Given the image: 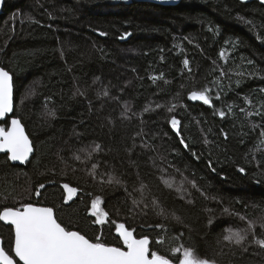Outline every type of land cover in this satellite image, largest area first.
Here are the masks:
<instances>
[{
	"label": "trees",
	"instance_id": "1",
	"mask_svg": "<svg viewBox=\"0 0 264 264\" xmlns=\"http://www.w3.org/2000/svg\"><path fill=\"white\" fill-rule=\"evenodd\" d=\"M49 13L53 18H49ZM237 15L253 20L257 27L250 30L236 20ZM262 22L264 5L259 0H248L246 5L238 0H183L169 7L143 0H5L0 16V66L14 73L17 96L25 86L37 82L33 87L35 95L23 106L17 104L16 108V114L22 117L27 133L34 140V155L37 158L26 166H18L11 163L5 165L4 156L0 157V196L14 189L18 197L26 199L39 183L48 184L51 173L47 170L55 167L58 183L67 182L83 189L71 208L65 207L61 214L66 221L79 224L90 236L96 234L100 226H92L87 221L91 219L88 216L91 199L100 195L112 220L137 226L140 231L138 222L125 219L122 190L113 191L106 184L94 183L85 167L78 162L75 166L81 170L73 172L69 167L65 175L64 165L57 158L58 153L64 157L71 156L76 148L95 140L105 146L102 158L109 162V166L115 167L117 174L125 173L129 185L135 179L136 165H140L141 175L148 171L144 164L151 152L137 148L129 156L125 151L131 147V137L140 126L138 120L121 122L117 118L122 110L121 103L105 99L101 107V101L96 98V92L107 86L112 96H119L120 102L128 101L137 113L150 102L166 104L175 92H180L179 103L187 105V108L179 109L175 114L182 120V134L200 159L195 160L179 144L177 136L165 122L168 113L163 108L143 114L145 132L160 134V139L155 142L157 150L167 155L176 149V154L167 158L177 166H186L194 172L195 176L189 175V179L195 178L209 196L222 200L224 207L242 212L249 219L264 217V174H259L255 161L249 162L250 156L245 159L257 143L259 130L251 132L247 121L242 119L226 117L221 120L213 116L208 106L187 100L191 85H186L183 90L179 87L185 58L189 59L194 71L199 69L197 79L200 85L205 83L200 74L208 72L213 60L223 65L226 71L255 70L264 76ZM209 25L213 26L212 30ZM216 26L219 27L218 32ZM126 31L132 35L126 40H119L118 37ZM99 32H107L108 35L100 36ZM237 37L240 43L234 50L225 44L226 40L235 41ZM222 48H229L231 53L227 64L218 58ZM60 49L64 50L63 57ZM249 59L254 61L253 65H247ZM161 72L171 81L170 84H164L162 80L152 83L150 77ZM96 77H100V82L93 84ZM224 83L227 85L228 80L225 79ZM77 85L85 90L87 99L72 97ZM259 88H264V79L248 78L242 80L239 87L226 89L227 96L223 99L243 106L237 94L242 97L252 93V99L258 102L264 99V94L253 90ZM44 97H51L48 107L56 110L55 118H46ZM89 100L92 101V111H89ZM215 103L221 106L220 102ZM109 118L115 120L114 127L108 123ZM252 120L258 122L259 118L253 117ZM195 121H200V124ZM242 123L245 125L243 130ZM74 126L78 132L84 133L80 142L73 136ZM201 129L207 133L209 140L214 141L213 144H203ZM220 129L229 133L228 140L220 135ZM241 131L246 134L242 136ZM164 133L168 135L164 136ZM262 155L264 145L256 152L257 160H261ZM209 159L215 172L207 165ZM239 167H244L246 172L240 173ZM169 175L175 173L170 171ZM256 180L260 183L257 184ZM194 195V206L181 203L175 193L167 195L163 201L167 210L182 215L189 225L185 228L170 222V236H179L183 232L178 243H183L185 247L191 245L201 257H211L215 252L218 264H264V250L255 245L247 252L239 248H224L225 255L219 254L217 237L225 228H238L243 224L234 217L222 216L221 206L216 200ZM241 201L247 204V209L241 206ZM8 202L11 203V199ZM42 202L60 203L56 185L48 186ZM255 204L261 206L253 207ZM210 214L216 217L211 228L207 227ZM145 220L159 222L151 214ZM112 227L111 224L103 226L109 243L116 242L114 230L111 233L108 231ZM145 232L150 237L156 235L148 229ZM259 232L258 228V235ZM0 235L7 237V228L2 225ZM176 243L168 239L154 250L168 255L175 264V257L168 252V248L176 246Z\"/></svg>",
	"mask_w": 264,
	"mask_h": 264
},
{
	"label": "snow or ice",
	"instance_id": "2",
	"mask_svg": "<svg viewBox=\"0 0 264 264\" xmlns=\"http://www.w3.org/2000/svg\"><path fill=\"white\" fill-rule=\"evenodd\" d=\"M238 2L246 5L248 0H238ZM259 3L264 5V0H259ZM0 4H3V0H0ZM49 18H53L51 13H49ZM236 20L248 26L250 30L257 27L253 20L247 19L245 16L237 15ZM35 22L39 23V21ZM260 26L264 27V22ZM212 27L209 25L210 30ZM215 30L218 32L219 27L216 26ZM99 35L107 36L108 33L99 32ZM131 35V32L126 31L118 39L123 41ZM184 39L188 38L184 37ZM189 43L192 41L189 40ZM239 43V37L235 41L231 39L225 41V44L233 50ZM197 47L199 46L197 45ZM160 51L163 52L164 49H160ZM60 54L63 57V49H60ZM230 55L229 48H222L218 53V58L227 64ZM160 58L163 60V56ZM246 63L253 65L254 61L249 59ZM182 64L183 69L180 72L182 82L179 87L183 90L186 85H191L187 91V100L198 101L208 106L212 115L218 116L221 120L226 117L242 119L247 121V127L251 132L256 133L257 129L259 130L257 143L253 149L249 150L245 159L250 156L249 162L255 161L256 168L260 170L259 174H264V167H262L264 155H262L261 160L256 158V152L260 151L261 145H264V99L257 102L252 99V93L242 97L237 94V98L242 100L243 106L236 101L228 103L223 99L227 96L226 89L232 90L234 87H239L242 80L258 77L264 79V76H260L259 71L255 70L233 71L229 69L226 71L223 65H218L213 60L211 61L212 67L208 72L200 74V79L205 81L203 85H200V80L197 79L199 69L194 71L187 58L183 59ZM233 76L236 77L235 80L232 79ZM209 77L214 78L210 79ZM150 79L153 84L158 80H162L164 84L171 83L165 78L163 72L151 76ZM225 79L228 80L227 85L224 83ZM97 82H100V77H96L92 83L96 84ZM36 83L34 81L31 85L25 86L23 92L17 96V90L14 86V73L6 67L0 66V154L4 155L5 165L9 163L15 165V162L28 165L37 158L34 155L36 152L34 140L26 132L22 117L16 114L17 104L23 106L31 96L35 95L33 87ZM253 92L264 94V88L253 90ZM77 96L87 99L85 90L78 85L75 86L72 93L73 98ZM180 96V92H175L172 100L166 104L150 102L142 108V111L137 113L133 111L128 101L120 102L119 96H112L107 86H102V89L96 92V98L101 101V107H103L105 99L121 103L122 110L117 117L121 122L131 123L134 119L138 120L140 126L131 137V147L125 149L127 154L131 156L137 148L143 152L152 153L145 161L144 166L148 171L144 175L140 173V165H136L133 173L135 179L131 185L125 178V173L117 174L115 167L109 166V162L102 158V154L105 153V146L95 140L76 148L71 156L64 157L59 153L57 154V158L64 165L65 175L69 167L73 172L81 170L75 166L78 162L85 167L87 175L94 183L101 186L106 184L113 191L122 190L126 206L125 219L126 221L138 222L140 231L137 230V226L112 220L110 212L106 210L104 198L100 195H95L91 199L88 212L91 219L87 221L92 226H100L96 234L90 236L79 224L66 221L61 214L65 207L71 208L83 189L67 182L58 183L55 179L56 169L53 167L47 170L51 173L48 184L39 183L26 199L18 197L14 189L7 192L6 195L0 196V225L7 228V237L0 235V264H174V260L170 259L168 255L161 254L159 250H154L163 246L168 239L177 241L176 246L168 248V252L175 257V264H218L215 252L211 257H201L191 245L185 247L183 243H178L184 235L183 232L179 236H170L171 230L168 228L170 222L185 228L189 227L182 215L165 208L163 201L167 195L172 193H175L176 199L181 203L192 206L196 203L194 194H198L205 200H216L221 206L220 214L222 216L234 217L242 222V227H227L217 237L216 243L220 248L219 254L225 255L224 248H239L242 252H247L252 245L264 250V217L249 219L242 212L224 207L223 201L218 200L215 196H209L195 178L189 179V175L195 176L194 172H191L186 166H177L176 163L167 158L168 155H175L176 149H172L167 155L162 154L157 150L155 143L160 139V134L145 132L143 114L163 108L168 113L165 122L169 125V130L177 136L179 144L182 145L183 149L189 151L195 160L200 159V156L190 148L182 134V120L175 114L179 109L187 108V105L179 103ZM50 101L51 97H44L45 116L46 118H55L56 110L48 107ZM215 102H220L221 106H217ZM88 105L89 111H92V101L89 100ZM253 117H258L259 121L254 122ZM45 123H47V119H45ZM108 123L113 127L115 126V120L112 118L108 119ZM195 123L199 125L200 121H195ZM244 127L245 125L242 123L241 129L243 130ZM208 132H211V129H208ZM201 133L204 145L214 143L208 139L207 133H204L203 129H201ZM245 134L241 131L242 136ZM83 135L84 133L78 132L75 126L73 127V136L78 142ZM163 135L167 136L168 134L164 133ZM220 135L225 140L229 138V133L223 129H220ZM132 163L135 164V161ZM207 165L212 172L216 171L212 167L211 159L207 161ZM170 171L175 175H169ZM238 171L245 173L246 169L239 167ZM256 183L259 184L260 180H256ZM49 185L58 187L59 204L42 202ZM88 195L91 196L92 194L88 193ZM9 199H11V203L8 202ZM239 203L244 209H247V204L242 201ZM260 206L259 204L253 205V207ZM115 211H119V209H115ZM208 211L209 213L212 212L211 209ZM149 214L156 217L159 222H146L145 218ZM215 220L216 217L210 214L207 217V227L211 228ZM108 224L113 226L108 231L111 233L114 230L115 243H109L104 235L103 226ZM258 228L260 230L259 235L257 234ZM145 229L155 232L156 235L150 237Z\"/></svg>",
	"mask_w": 264,
	"mask_h": 264
},
{
	"label": "water",
	"instance_id": "3",
	"mask_svg": "<svg viewBox=\"0 0 264 264\" xmlns=\"http://www.w3.org/2000/svg\"><path fill=\"white\" fill-rule=\"evenodd\" d=\"M143 1L149 2V3H154V4H157L160 6H168L169 7V6H176V5L180 4L183 0H143ZM4 6H5V0H3V4H0V16L3 14ZM1 156H4V155L0 154V157ZM15 165L26 166V165H21L19 162H15Z\"/></svg>",
	"mask_w": 264,
	"mask_h": 264
},
{
	"label": "bare ground",
	"instance_id": "4",
	"mask_svg": "<svg viewBox=\"0 0 264 264\" xmlns=\"http://www.w3.org/2000/svg\"><path fill=\"white\" fill-rule=\"evenodd\" d=\"M26 129V128H25Z\"/></svg>",
	"mask_w": 264,
	"mask_h": 264
}]
</instances>
